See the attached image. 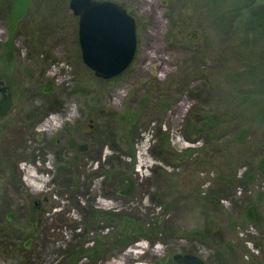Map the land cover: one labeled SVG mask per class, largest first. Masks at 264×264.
<instances>
[{
    "label": "rangeland",
    "instance_id": "374dc122",
    "mask_svg": "<svg viewBox=\"0 0 264 264\" xmlns=\"http://www.w3.org/2000/svg\"><path fill=\"white\" fill-rule=\"evenodd\" d=\"M111 1L135 19L137 48L103 79L81 58L69 0H0V105L11 100L0 118V264H57L96 244L93 264H104L139 241L148 249L126 264H178L176 254L264 264V0ZM47 117L58 125L49 132ZM25 165L40 190L24 183ZM120 176L130 192L117 191ZM143 231L157 240L112 245Z\"/></svg>",
    "mask_w": 264,
    "mask_h": 264
},
{
    "label": "water",
    "instance_id": "95a60500",
    "mask_svg": "<svg viewBox=\"0 0 264 264\" xmlns=\"http://www.w3.org/2000/svg\"><path fill=\"white\" fill-rule=\"evenodd\" d=\"M77 17V39L81 58L93 73L111 79L125 71L133 61L137 48L136 22L127 10L111 0H69ZM11 100L6 98L0 108L5 116ZM178 263L199 264L195 257L174 255Z\"/></svg>",
    "mask_w": 264,
    "mask_h": 264
},
{
    "label": "trees",
    "instance_id": "16d2710c",
    "mask_svg": "<svg viewBox=\"0 0 264 264\" xmlns=\"http://www.w3.org/2000/svg\"><path fill=\"white\" fill-rule=\"evenodd\" d=\"M192 115H193V111H191L190 113H189V115H188V120L190 121L191 119H192ZM210 117L211 116H209V115H207V114H205V115H203L202 116V121L203 122H207V123H212V122H214L212 119H210ZM217 119V118H216ZM196 121V120H195ZM196 122H198V121H196ZM189 124L191 125V122H189ZM181 156V154L180 153H177V152H175V151H173V155H172V157L174 158V159H177V158H179ZM260 162V165L262 166L263 165V163H264V157L259 161ZM118 182H119V188H118V192L119 193H127V192H130L131 191V187H132V184H130L131 183V181H130V179H129V176H120L119 178H118ZM125 184V185H124ZM127 187H129V188H127ZM127 189V190H126ZM27 196L29 197L30 196V194L29 193H27ZM211 199V198H210ZM255 203L256 202H254V203H252V204H249V205H247L246 207H245V209H244V212H243V214H244V216H243V218H244V220H249V219H252V218H256V213L254 212V208H256V206H255ZM95 212L93 213L94 214V217H98V212H97V210H94ZM117 213H107L106 215L107 216H110V218H111V216L112 217H114L115 215H116ZM254 221H256V220H254ZM125 229H127V230H129L128 229V224H127V222H126V224H125V227H124ZM204 232H206V230H204V231H200V230H197L196 231V234L197 235H201L200 237L202 238V236H204V235H202V234H204ZM123 236H125V233L124 234H122ZM156 235V234H155ZM139 237H144V238H146L147 240H149L151 243H154L155 242V240H157V238H156V236H151V235H148V234H146V232L144 233V231L143 232H140L139 234H137V235H135V236H129V237H127V236H125V238L123 239V238H120V239H117V240H115V242H113V244L112 245H114V246H118L120 249H123V248H125L128 244H131V242H133V241H137L138 239H139ZM85 251H86V255H84V254H82V253H80V252H75V253H73V252H71V255H68L67 257H65V258H63L61 261H59L57 264H76L77 263V261L78 260H75V256H79L80 254H81V256H87V257H89V264L90 263H94L97 259H98V256L100 255V254H95L96 252H98L99 251V249H98V246H97V244L95 245V246H92L91 248H87V249H85ZM77 259V258H76ZM233 264H239V263H233Z\"/></svg>",
    "mask_w": 264,
    "mask_h": 264
},
{
    "label": "bare ground",
    "instance_id": "6f19581e",
    "mask_svg": "<svg viewBox=\"0 0 264 264\" xmlns=\"http://www.w3.org/2000/svg\"><path fill=\"white\" fill-rule=\"evenodd\" d=\"M119 95V94H118ZM57 118L56 117H47L41 124H40V130L43 131H51L57 127ZM139 152L137 154L138 156V166L139 168L137 170L143 171V167L149 166L151 163L148 159L145 157V145H141L139 147ZM29 166L25 165L21 167L25 171V177L23 178L24 183L30 187L31 190L36 191L40 190L41 187H39L37 181H44L41 177H38L37 175L33 174L28 169ZM143 174L145 175L144 171ZM103 204L102 202H99ZM148 249V246L145 244L144 241H139L134 243L133 245L129 246L124 252H121L109 260H107L104 264H126V260L133 257V258H139L142 253H144ZM161 251L160 244H156L151 248V252L155 254H159ZM134 264H144L141 260L136 261Z\"/></svg>",
    "mask_w": 264,
    "mask_h": 264
},
{
    "label": "flooded vegetation",
    "instance_id": "af4514ba",
    "mask_svg": "<svg viewBox=\"0 0 264 264\" xmlns=\"http://www.w3.org/2000/svg\"><path fill=\"white\" fill-rule=\"evenodd\" d=\"M2 101H5V97L4 96H2V98H1V104H2ZM0 107H1V105H0ZM182 257H184V256H182ZM186 258H189V257H186ZM178 263V262H177ZM178 264H185L184 262H182V263H178Z\"/></svg>",
    "mask_w": 264,
    "mask_h": 264
},
{
    "label": "built area",
    "instance_id": "2783aa9c",
    "mask_svg": "<svg viewBox=\"0 0 264 264\" xmlns=\"http://www.w3.org/2000/svg\"><path fill=\"white\" fill-rule=\"evenodd\" d=\"M182 142V144H184V145H186L187 143L186 142H183V141H181Z\"/></svg>",
    "mask_w": 264,
    "mask_h": 264
}]
</instances>
